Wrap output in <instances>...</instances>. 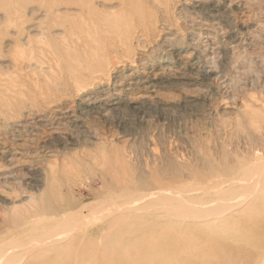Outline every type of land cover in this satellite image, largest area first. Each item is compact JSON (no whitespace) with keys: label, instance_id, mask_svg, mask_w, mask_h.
Here are the masks:
<instances>
[{"label":"rangeland","instance_id":"1","mask_svg":"<svg viewBox=\"0 0 264 264\" xmlns=\"http://www.w3.org/2000/svg\"><path fill=\"white\" fill-rule=\"evenodd\" d=\"M100 1L91 5L94 4L98 11L112 10L110 7L113 6L112 3L104 4ZM162 1L166 5L162 7L156 5L152 9L157 20L166 21L167 25H172L178 32L176 46L183 47L186 40H195L192 35L194 30L189 27L191 23L189 19L197 20L201 15L188 9L189 6L181 5L184 0ZM250 1H244L250 5H245L246 11L235 10L229 13L227 21L230 27L247 23L257 24L261 20L259 24L262 23L263 26H260L264 28V0H254L251 3ZM83 7L84 0H0V186L2 188L0 190L4 191L8 188L10 191L13 188L16 191L20 190L18 195L22 191L19 195L21 201L16 208L0 199V259L24 258V261L30 264L41 261L47 263L53 259V264H75V262L89 257L79 251L66 254L44 251L50 232L44 227V217L36 213V206L40 204L36 199L38 200L41 193L39 188L30 185L33 172L29 173L27 170L29 168L27 164L36 155L35 158L44 166H55L61 164L62 155L69 153V149L79 150V147L76 148L77 146L73 147L69 144L71 140L83 149L88 147L92 153L113 147L115 168L112 176L101 173L99 164L87 162L75 173L57 175L59 187L57 200L51 198L49 203L44 204L53 206L54 209L81 210L83 215H88L86 208L98 205V197H102L104 192L117 194L128 189H135L137 192H154L164 188L168 190L166 193H169L170 197L181 194L193 196L192 191L199 179L216 174L215 172L221 167H235L237 159L248 160L251 151L262 145V141H259L250 131L246 130L243 137L244 134L236 131L235 125H241L242 122L239 113L230 112L229 114L226 112L227 114H224L225 112L223 113L221 110H223L222 105L235 106L243 101L244 103L249 102L250 97H256L262 103L257 108L264 113V108L260 106L264 104V64L261 62L262 58L264 60V46H262L264 30L262 34L259 30V32L257 31L262 35H259L258 38L262 37V40L256 37L255 44L252 43L254 46L250 44L252 49L245 45L234 53L236 56L232 54L225 61L224 58H216L217 60L213 61V68L217 66L214 68L217 72L222 75L225 73V78L221 81L217 80V83L214 80L206 79L203 73L192 74L194 83H186V86L178 83V85H183L182 88L185 87L182 93L176 91L175 86L163 91L161 95H158L160 96L158 97L159 103L155 107H148L147 111L126 109L117 112L98 110L97 113L93 112L92 114L82 113L80 116L83 127L79 125L66 127L63 135L64 140H60L61 142L49 137L46 139L42 132H39L37 137H30L31 139H27L25 136L15 139L14 136L17 133L11 131V120L7 121L2 118V115L7 111L3 99L10 94V91L22 90L28 96L38 94L41 90L44 93L50 91L53 97L63 98L65 104L68 106L72 104L70 107H74V94L80 85L68 80L67 69L70 62L75 59L71 51L72 46H81L86 36V29L81 27V24L86 20V14L82 11ZM182 12H185L188 17H184ZM195 15L199 16L196 18ZM256 43H259V46L262 44L259 47ZM153 47L154 49H145L149 50L146 55L149 57L148 59L156 60V65L162 63L166 71L176 72L178 69L170 63V54L162 52L163 49L160 47H156V49L155 46ZM68 48L71 49L69 50L71 56L64 57L68 53ZM239 51L242 57L239 56ZM141 53L138 51L136 57L139 58ZM236 53H239L238 57L240 58ZM252 53L257 56L255 57L254 54L252 56ZM59 57L63 61L59 66L53 65L55 70L53 73L46 72L44 75L39 72L40 70H33L38 62L51 61ZM117 58L118 56H112L109 59L116 61ZM242 59L248 62L244 63ZM29 64L33 68H27ZM241 70L248 74L240 77L241 74H244L243 71L239 72ZM33 71L38 73L35 72L34 75ZM228 72L229 74H227ZM224 80L227 84H222ZM83 81H85L82 82L83 85L88 83L85 78ZM35 84L39 87L36 88ZM218 84L222 87L219 88ZM185 96L196 97L197 104H186ZM24 100L26 99L21 101L24 103ZM89 128L96 133L97 140L93 141L94 144L88 134ZM63 146H68V150H63ZM49 147L55 150L54 155L49 156L48 154L47 156L38 153ZM11 148L25 151L28 149L29 154L25 152L26 154L8 157L6 151ZM37 150L38 152H36ZM30 152L37 154L30 155ZM135 153L136 155H134ZM148 156L152 157L154 161ZM25 171L28 177L24 176ZM114 178L121 179L120 181L123 182L115 184L112 189L111 187L107 188L104 182L109 183L115 180ZM127 179L128 181L125 182L124 180ZM19 180L26 182L20 183ZM6 191L8 190L6 189ZM22 193L29 197L26 198ZM33 193L34 195H32ZM124 196L127 195L115 196L119 206L127 204ZM29 198H34L33 202ZM142 209L143 211L133 207L135 218L118 222L114 264H264V203L255 209L245 211L237 219H231L224 223L215 222L207 227L197 226L188 229L187 224L180 223L178 218L172 217V215L161 218L162 220L158 222L157 218L160 215L158 212H154L149 217L150 220H155L152 224L145 223L148 217L146 207ZM23 218H27V223L22 226L23 230L17 232L18 230L13 227L11 220ZM146 226L149 228L146 229ZM178 231L184 232L182 239L178 237ZM66 239H71V235H66ZM133 245H136V250L131 247ZM253 251L254 253H251Z\"/></svg>","mask_w":264,"mask_h":264},{"label":"bare ground","instance_id":"2","mask_svg":"<svg viewBox=\"0 0 264 264\" xmlns=\"http://www.w3.org/2000/svg\"><path fill=\"white\" fill-rule=\"evenodd\" d=\"M99 1L100 0H84L82 11L86 14V20L81 24V27L86 29V36L81 46H72V50L70 48L67 50L68 53L72 51L75 56V59L71 61L72 63L70 62V66H68L67 69L68 80L76 83L78 86L80 85L79 89H77L74 94V107H70L72 104L70 106L65 104L62 100L63 98L53 97L50 91L44 93L41 90L40 93L31 96L24 94L22 90L10 91V94L3 99V104L7 108V111L2 115V118L7 121L11 120V131L17 133L16 136H14L15 139L23 136L27 139L30 137H37L38 133L42 132L45 134L46 139L49 137L55 141L64 140L63 135L66 127H74L77 125L83 127V123L81 122L82 113L92 114L93 112L97 113L98 110L117 112L126 109L147 111L148 107H155V105L159 103L158 101L160 99L158 100V97L160 96L158 95H161L163 91H167L169 88L175 86L177 89L176 91L182 93L185 87L182 88L181 86L183 85H178V83L185 84V86L186 83H194L195 80L191 77L192 74L203 73L208 80H214L215 82L217 80L221 81L225 78V73L222 75V73L217 72L214 69L217 66L213 68V61L216 58H224L225 61L230 58H227L229 55L234 54L240 47L245 45L250 46L252 43L255 44V40H257L256 37L258 38L259 35L262 36L261 34L264 30L262 23L259 24L261 20L257 24L247 23L245 25H235L232 27L228 25L227 16L230 12H234L235 10H241V12H243L246 9L245 5H249L244 2L245 0H184L181 5H186V7L189 6L190 8L188 9L195 11V13H199L201 17L197 18L199 15H197V17L195 15L197 20L192 16L193 20L191 18L189 19L191 22L189 27L194 30L192 35L195 40L188 39L183 43V47H179L175 44V41L178 39V32L172 25H167L166 21L157 20L152 9L156 7V5L157 7L166 5L165 3L163 4L164 1L103 0L100 2L104 4H113V6H110L112 10L98 11L95 8L96 6L91 4ZM250 8L251 7H249V9ZM182 14H184V17H188V15H185V12H182ZM258 30L261 34L258 33ZM261 38L258 39L262 40ZM153 46H155V49L156 47H160L163 49L162 52H168L170 54V63L178 69L176 72L172 73V71H166L162 63L156 65V60L148 59L149 57L146 55L151 48L154 49ZM262 46H264V44ZM147 48L149 50H145ZM138 51L142 52L139 58L136 57ZM259 51H257V53ZM68 53H66L64 57L67 55L71 56L70 53ZM239 53H236L237 57L238 54L239 56L241 55L240 51ZM242 53L244 54V52ZM253 54L255 55V53H252V56H254ZM258 55L260 54L258 53ZM112 56H118L117 60L114 61V59H109ZM256 56L257 55H255V57ZM245 59H247V57ZM262 60L261 62L264 64V60ZM62 61L61 57H59L51 61L38 62V64L34 66L36 69L33 68L31 64H29L27 68L40 70L39 72L41 74L46 75V72L53 73L55 71L53 65L59 66ZM245 62L248 61L245 60L244 63ZM223 64L224 63H222V65ZM236 65L238 66V64ZM239 65L241 66L240 63ZM168 68L170 67L168 66ZM242 71L243 70L239 72L242 73ZM33 72L35 75L37 71ZM229 72L231 74V71ZM229 72L227 74H229ZM244 72L245 71H243V73ZM246 74H241L240 77ZM84 78L86 81L88 80L86 85H83L85 82L83 81ZM226 81L224 80L222 84H227L228 81ZM35 87L37 88L39 86L36 85ZM221 87L222 86L219 88ZM24 98L26 100H24L23 103L21 100ZM184 101L186 104L190 105L197 104L198 99L192 96H185ZM222 101L225 103L224 100ZM259 104L262 103H260L256 97H250L249 102L244 103L243 101V103H239L235 106L230 104L222 105L223 110L221 111L223 113L225 112L224 114L228 112L229 114L230 112H237L240 114L242 122L241 125H235L236 131L240 134L246 133V130L250 131L259 141H262V145L260 144L261 146L251 151L252 153L251 156L248 157V160L237 159L235 161V167H221L220 170L215 172L216 174L199 179V182L192 191L193 196L181 194L170 197L169 193H166L168 190L164 188L154 192H137L135 189H128L121 192L122 194L104 192L102 197H98V205L86 208V210H88V215H83L81 210L73 211V209L67 208L54 209L53 206H45L44 204L49 203L51 198L56 199L58 196L57 189H59V187L57 185V175L75 173L87 162H93L96 165L99 164L98 166L100 167L101 173L112 176L115 168L113 164L114 149L113 147H108L99 152L92 153L88 147L83 149L70 139L71 142H69V144L73 147L77 146L76 148L79 147V150L69 149V153L62 155L61 159L63 160L61 164L55 166H44V164L40 163L39 160L35 158L37 156V153H34L35 150L32 153L30 152V155H36H34L35 159L33 158V160L27 164L29 173L33 172V177L30 176L32 177L30 178V185L32 184L39 188V192L41 193L38 200L36 199V201L40 202V204L36 206V213L44 217V227L50 232V236L48 237L49 240L44 247V251H53L58 254L79 251L89 256L87 259L75 262V264H114L117 224L125 219L135 218L133 207L137 209L140 208L142 211V208L146 207V215L148 217L145 223L152 224L155 220L151 219V221L149 217L154 214V212H158L160 213L157 218L158 222L162 220L161 218L172 215V217L178 218L180 223L187 224L186 226H188V229L189 227L193 228L197 226L207 227L215 222L224 223L231 219H237L245 211L255 209L258 205L264 203V113L257 108ZM263 105L260 106L264 108ZM93 131L94 130L91 131L90 128L88 130L91 140L93 139L91 141L92 144H94L93 141L97 140L96 133ZM243 136H245V134L242 135V137ZM36 139L38 140V138ZM63 144L65 143L63 142ZM25 145L27 146L28 144L26 143ZM63 150H68V146H63ZM27 151L29 152L28 149L25 151L11 148L6 151V156L12 157L17 154H26L25 152ZM28 152L27 154H29ZM36 152H38V150ZM38 153L47 156L49 154L50 156L54 155L56 152L49 147L41 153ZM55 155L58 156L57 154ZM134 155H136V153ZM150 158L152 159V157ZM24 173H26V171ZM24 176L28 177L27 173ZM114 179L115 180L109 183L104 182L107 188L111 187L112 189L115 184L123 182L120 181L121 179ZM124 181L126 182L128 179ZM37 188L36 191L38 190ZM3 189H5L4 186ZM6 189L8 191H6ZM6 189L4 191L0 190V199L14 206L13 208H16V206H18L17 204L21 201L19 195L22 191L18 195L20 190L16 191L12 188V190L9 191L8 188ZM32 195H34V193ZM117 195H127L124 196L127 204L119 206L115 200V196ZM25 196L26 198L29 197H27V195ZM33 199L34 198L31 199L32 202ZM30 209L32 208L30 207ZM26 223L27 218L11 220L13 227L18 230L17 232L23 230L22 226ZM146 227V229L149 228V226ZM177 233L179 235L178 237L182 239V234H184V232L178 231ZM68 234L71 235V239L67 240L66 235L68 236ZM131 247H134V250L137 249L136 245ZM251 253H254V251ZM24 260V258L17 259L15 257L8 258V260L7 258L6 260L2 258L0 259V263L30 264ZM52 261L50 260V262L47 263L45 261V263L53 264ZM45 263L42 261L39 263L36 262V264Z\"/></svg>","mask_w":264,"mask_h":264}]
</instances>
